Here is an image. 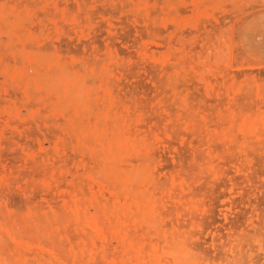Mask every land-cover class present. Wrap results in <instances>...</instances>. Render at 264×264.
Returning a JSON list of instances; mask_svg holds the SVG:
<instances>
[{
	"label": "rangeland",
	"instance_id": "rangeland-1",
	"mask_svg": "<svg viewBox=\"0 0 264 264\" xmlns=\"http://www.w3.org/2000/svg\"><path fill=\"white\" fill-rule=\"evenodd\" d=\"M197 261L264 264V0H0V264Z\"/></svg>",
	"mask_w": 264,
	"mask_h": 264
},
{
	"label": "bare ground",
	"instance_id": "bare-ground-1",
	"mask_svg": "<svg viewBox=\"0 0 264 264\" xmlns=\"http://www.w3.org/2000/svg\"><path fill=\"white\" fill-rule=\"evenodd\" d=\"M39 55H40V54H39ZM39 55H38V56H39ZM38 56H37V57H38ZM49 56H50V55H49ZM39 57H40V56H39ZM42 57H43V56H42ZM53 58H54V57H53ZM38 59H43V58L40 57V58H38ZM43 60H45V59H43ZM48 60H49V59H48ZM50 60H51V57H50ZM52 60H53V59H52ZM52 60H51V61H52ZM51 61H50V62H51ZM36 62H37V61H36ZM46 62H47V61H46ZM46 62L44 61L45 64H47ZM39 63H40V65H41V62H39ZM39 63H38V64H39ZM51 63H52V62H51ZM54 64H55V63H54ZM58 65H59V64H58ZM58 65H57V66H58ZM45 66H46V65H45ZM54 66H55V65H54ZM64 66H65V65H64ZM38 67H39V66H38ZM43 67H44V65H43ZM52 67H53V66H51L50 69H51ZM58 68H60V66H59ZM58 68H56V69H58ZM61 68H62V67H61ZM63 68H64V67H63ZM65 68H66V67H65ZM68 68H69V67H68ZM39 69H40V68H39ZM41 69H42V68H41ZM66 69H67V68H66ZM60 70H61V69H60ZM62 70H63V69H62ZM40 71H41V70H40ZM50 71H51V70H50ZM50 71H48V72H50ZM58 71H59V70H58ZM69 71H70V70H69ZM33 72H34V71H33ZM36 72H37V71H36ZM42 72H44V71H42ZM66 72H67V70H66ZM34 73H35V72H34ZM37 73H38V72H37ZM52 73H53V72H52ZM55 73H57V72H55ZM58 73H59V72H58ZM69 73H70V72H69ZM44 74H45V72H44ZM49 74H50V73H49ZM49 74H48V75H49ZM62 74H63V73H62ZM35 75H37V74H35ZM46 75H47V74H45L44 76L46 77V80H47V76H46ZM53 75H54V73H53ZM53 75H52V76H53ZM64 75H65V74H64ZM71 75H73V74L71 73ZM71 75H70V77H71ZM39 76H40V74H39ZM41 76H42V75H41ZM44 76H43V78H44ZM59 76H60V73H59ZM59 76H58V77H59ZM62 76H63V75H62ZM50 77H51V75H50ZM50 77H49V78H50ZM66 77H68V76L66 75ZM70 77H69V78H70ZM40 78H41V77H40ZM52 78H53V77H52ZM74 78H75V77H74ZM80 78H82V77H80ZM80 78H79V79H80ZM57 79H58V78H57ZM57 79H56V80H57ZM64 79H65V78H64ZM40 80H41V79H40ZM53 80H54V78H53ZM53 80H52V82H54ZM67 80H68V79H67ZM69 80H70V79H69ZM72 81H73V80H72ZM42 82H43V81H42ZM52 82H51V83H52ZM55 82H57V81H55ZM58 82H59V81H58ZM66 82H67V81H66ZM78 82H79V81H78ZM54 84H55V83H54ZM59 84H60V83H59ZM77 84H78V83H77ZM44 85H46V84H44ZM71 85H72V84H71ZM75 86H76V83H75ZM57 87H59V86H57ZM82 87H83V86H82ZM55 88H56V87H55ZM59 88H60V87H59ZM83 88H84V87H83ZM56 89H57V88H56ZM80 89H82V88H80ZM50 90H51V89H50ZM57 90H58V89H57ZM62 90H63V89H62ZM52 91H53V90H52ZM63 91H64V90H63ZM65 91H66V90H65ZM72 91H73V90H72ZM83 91H84V89H83ZM93 91H94V90H93ZM57 92H58V91H56V93H57ZM78 92H81V91L78 90ZM95 92H96V91H95ZM50 93H51V92H50ZM54 93H55V92H54ZM54 93L52 92V95H50V96H53V97H54V95H53ZM64 93H65V92H64ZM73 93H74V92H73ZM81 93L83 94V92H81ZM60 94H61V93H60ZM82 94H81V95H82ZM67 95H69V94L67 93ZM67 95H66V96H67ZM74 95H76V94L74 93ZM74 95H72V96L74 97ZM60 96H61V97H60V100H62V99H61V98H62V95H60ZM70 97H71V93H70ZM83 97H84V96H83ZM49 98H50V97H49ZM55 98H56V97H55ZM68 98H69V97H68ZM68 98H67V99H68ZM76 98H77V97H76ZM88 98H89V97H88ZM88 98H87V99H88ZM50 99H51V98H50ZM64 99L66 100L65 96H64ZM53 100H55V99H53ZM69 100H70V98L68 99V103H69V102H72L71 100H74V99L71 98V100H70V101H69ZM77 100H78V98H77ZM79 100H80V99H79ZM88 101H89V100H88ZM88 101L86 102V104H88ZM53 102H54V101H53ZM61 103H62V102H61ZM80 103H81V101H80L78 104H80ZM63 104H65V102H64ZM66 104H67V103H66ZM71 104H73V102H72ZM71 104H70V105H71ZM57 105H58V104H57ZM67 105L70 106L69 104H67ZM65 106H66V105H65ZM59 107H60V106H59ZM61 107H62V106H61ZM61 107H60V108H61ZM55 108H56V109H59V108H57V106H56ZM65 108H66V107H65ZM98 109H99V108H98ZM62 110H63V107H62ZM68 110H69V109H68ZM65 111H66V109H65ZM97 111H98V110H97ZM61 112H62V111H61ZM86 112H89V111H86ZM90 112L92 113V112H94V111L91 110ZM101 112H102V111H101ZM101 112H100V109H99V113H101ZM110 112H112V111H110ZM67 113H68V112H67ZM103 113H104V112H103ZM107 113H108V112H107ZM101 114H102V113H101ZM110 114H111V113H110ZM110 114H109V115H110ZM89 115H90V113H89ZM94 115H95V114H94ZM99 115H100V114H99ZM109 115H107V117H109ZM111 115H113V114H111ZM71 116H72V115H71ZM100 116H101V115H100ZM103 117H104V116H103ZM110 117H111V116H110ZM112 117H114V116H112ZM72 118H73V117H72ZM93 118H95V117H93ZM115 118H116V117H115ZM118 118H119V117H117V119H118ZM96 119H97V118H96ZM104 119H106V118H104ZM111 119H112V118H111ZM83 120H84V119H83ZM109 120H110V119H109ZM115 120H116V119H115ZM106 121H107V119L105 120V123H106ZM116 121H117V120H116ZM101 122H102V121H101ZM101 122H100V123H101ZM119 122H121V121H119ZM119 122H118V123H119ZM74 123H75V122H74ZM76 123H77V122H76ZM82 123H85V122H82ZM88 123H89V122H88ZM86 124H87V123H86ZM89 124H90V123H89ZM108 124H109V122H108ZM108 124H107V126H108ZM114 124H115V122H114ZM92 125H93V123H92ZM92 125H91V127H93ZM111 125H112V123H111ZM74 126H75V125H74ZM82 126H83V125H82ZM80 127H81V126H80ZM84 127H85V125H84ZM100 127H102V125H100ZM74 128H76V126H75ZM102 128H103V127H102ZM117 128H118V127H117ZM81 129H83V128H81ZM87 129H88V128H87ZM89 129H90V128H89ZM108 129H109V128H108ZM75 130H77V128H76ZM85 130H86V128H85ZM85 130H84V131H85ZM101 130H102V129H101ZM91 131H92V130H91ZM115 131H117V130L115 129ZM121 131H122V130H121ZM88 132H89V131H88ZM88 132H87V134H88ZM98 132H99V131H98ZM105 132H106V130H105ZM109 132H110V130H109ZM126 132H127V130H126ZM92 133H93V132H92ZM96 133H97V131H96ZM112 133H113V132H112ZM112 133H109V134H112ZM93 134H94V133H93ZM98 134H99V133H98ZM101 134H104V133H101ZM101 134H100V136H101ZM109 134L106 133V135H108V136H109ZM118 134H119V133H118ZM118 134H116L117 137L119 136ZM106 135H103V136H106ZM112 135L115 136V134H112ZM93 136H94V135H93ZM89 137H90V136H89ZM91 137H92V136H91ZM117 137H115V139H116ZM97 138H99V137H97ZM101 138H102V136H101ZM104 138H105V137H104ZM107 138L109 139V137H107ZM107 138H106V139H107ZM110 138H112V136H111ZM119 139L121 140L120 137H119ZM98 140L101 141L102 139H101V140L98 139ZM103 140H104V139H103ZM109 141H111V139H110ZM122 141H123V140H122ZM122 141H121V142H122ZM137 141H140V140H137ZM141 141H142V140H141ZM101 142H102V141H101ZM121 142H120V143H121ZM118 143H119V142H118ZM123 143H124V142H123ZM123 143H122V144H123ZM112 144H113V142H112ZM112 144H111V145H112ZM135 144H136V143H135ZM138 144L140 145L139 142H138ZM95 145H96V144H95ZM109 145H110V144H109ZM111 145H110V146H111ZM115 145H116V144H115ZM139 145H138V146H139ZM104 146H105V145H104ZM94 147H95V146H94ZM96 148H97V147H96ZM112 148H113V146H112ZM122 148H123V147H122ZM122 148L120 149V148H117V146H116V149H117V150L119 149V150H118L119 152H120V150H121V152H122ZM113 149H115V148H113ZM123 149H124V148H123ZM133 149H134V148H133ZM129 150H130V149H129ZM111 151L114 152V150H111ZM118 151H115L116 154H119V153H117ZM98 152H99V150H98ZM98 152H97V153H98ZM113 152H111V153L113 154ZM128 152H129V151H128ZM123 153H124V152H123ZM107 154H108V153H107ZM112 154H111V155H112ZM101 155H102V154H101ZM105 155H106V154H105ZM105 155H104V156H105ZM113 155H115V154H113ZM122 155H123V154H120L119 156L116 155V156L119 158V157L122 156ZM104 156H103V157H104ZM108 156H110V155L108 154ZM101 157H102V156H101ZM117 157L114 158V156H113V159L110 157V158L113 160V161H111V162H113V166H114V164H116V163H114V159L116 160ZM111 159H110V160H111ZM103 160H104V158H103ZM107 161H108V160H107ZM107 161H106V162H107ZM103 162H104V161H103ZM108 162H109L108 164L110 165L111 162H110V161H108ZM146 162H147V161H144V163H146ZM150 162H151V161H150ZM117 164H118V163H117ZM101 165H102V164H101ZM141 165H143V162H142ZM111 166H112V165H110V169L112 168ZM115 166H116V165H115ZM144 166H145V167H142V166L139 167V165L136 166V167L134 166V167H135L134 170L132 169V171H131L132 173H134V177L136 178V179H134V180H137V178H140L139 180H137V183H140V182H138V181H140L142 178L145 179V178L147 177L146 175H147V172H149V171H148L149 169L146 170V169H145V168H146V165H144ZM147 166H149V165H147ZM150 166H151V165H150ZM106 167H107V164H106ZM108 167H109V166H108ZM108 167H107V168H108ZM116 167H117V166H116ZM116 167H115V168H116ZM137 167H139V168H137ZM101 168H102V167H101ZM113 168H114V167H113ZM118 168H119V167H118ZM108 169H109V168H108ZM128 169H129V168H128ZM128 169H127V171H128ZM135 169H136V170H135ZM102 170H103V169H102ZM118 170H120V169H118ZM118 170H117V168H116V171H118ZM105 171H106V169H105ZM109 171H111V170H109ZM113 171H114V169H113ZM116 171H114L115 173H112V174L115 175V174H116ZM125 171H126V170H125ZM111 172H112V171H111ZM111 172H105V173H111ZM118 173H119V172H117L116 176H118ZM126 173H127V172H126ZM126 173H125V174H126ZM129 174H130V173H129ZM114 175H113V176H114ZM108 176H109V175H108ZM111 176H112V175H111ZM116 176H114V177H116ZM148 176H150V175L148 174ZM109 177H110V176H109ZM114 177H113V178H114ZM132 177H133V176H132ZM113 178H112V179H113ZM117 178H118V177H117ZM120 178H121V177H120ZM130 178H131V177H130ZM147 178H149V177H147ZM147 178H146L145 180H143V179H142V180H143L144 182H145V181L148 182V179H147ZM109 179H110V178H109ZM131 179H133V178H131ZM110 180H111V179H110ZM113 180H114V179H113ZM134 180H133V181H134ZM142 180H141V181H142ZM115 181H116V178H115ZM131 181H132V180H131ZM131 181H130V182H131ZM143 181H142V182H143ZM110 182H111V181H110ZM118 182H119V180H118ZM122 182H123V181H122ZM150 182H151V181H150ZM123 183H124V182H123ZM123 183H122V184H123ZM122 184H121V185H122ZM131 184H132V182H131ZM123 185H124V184H123ZM117 186H118V185H117ZM124 186H125V185H124ZM135 186H137V185H135ZM138 186H141V185L139 184ZM121 187H122V186H121ZM130 187H131V186H130ZM141 187H142V186H141ZM138 188H139V187H138ZM146 188H147V187H146ZM150 188H152V187H150ZM132 189L134 190V188H132ZM144 189H145V188H144ZM118 190H119V189H118ZM128 190H129V189H128ZM137 190H138V189H137ZM137 190H135V192H139V190H138V191H137ZM140 190H142V189H140ZM148 190H149V189H148ZM148 190H147V193H148ZM153 191H154V190H153ZM123 193H124V192H123ZM143 193H144V192H143ZM121 194H122V193H121ZM126 194H127V193H126ZM132 194H133V193H132ZM139 194H140V196H141V193H139ZM139 194H138V195L136 194V195L139 196ZM124 195H125V194H124ZM127 195H128V194H127ZM129 195H130V194H129ZM143 195H144V194H143ZM131 196H132V195H131ZM134 196H135V195H134ZM140 196H139V198L141 199ZM154 196H155V194H154ZM155 197H156V196H155ZM121 198H122V197H121ZM121 198H120V199H121ZM135 198H136V197H135ZM137 199H138V197H137ZM144 199H145V198H144ZM129 200H131V199L129 198ZM141 201H142V200H141ZM136 203L138 204V202H136ZM139 203H140V202H139ZM148 203H149V202H148ZM126 205H127V203H126ZM126 205H125V206H126ZM139 205H140V204H139ZM139 205H138V207L141 208L142 206H141V205L139 206ZM145 206H146V208H147L148 205H145ZM145 206H143V207H145ZM118 207H119V206H118ZM126 207H127V206H126ZM140 208H138L139 211H140ZM152 208H153V207H152ZM121 209H122V208H121ZM111 210H112V209H111ZM143 212H145V209H143ZM128 213H129V212H128ZM152 213H153V212H152ZM146 214H147V213H146ZM111 216H112V215H111ZM148 217H149V216H148ZM148 217H147V218H148ZM151 217H152V216H151ZM144 218H145V217H144ZM152 220H153V219H152ZM145 221H146V220H145ZM150 221H151V220H150ZM153 221H154V220H153ZM111 222H112V221H111ZM159 222H160V221H159ZM137 223H138V222H137ZM138 225H139V224H138ZM148 225H149V224H148ZM122 229H123V228H122ZM160 229H161V228H160ZM153 235H154V234H153ZM132 236H133V235H132ZM136 238H137V237H136ZM124 239H125V238H124ZM140 239H141V238H140ZM174 239H175V238H174ZM252 241H253V240H252ZM254 241H255V240H254ZM255 242H256V241H255ZM143 244H144V243H143ZM142 246H143V245H142ZM128 247H129V246H128ZM130 248H131V247H130ZM143 248H144V247H143ZM187 249H188V247H187ZM232 249H233V248H232ZM243 249H244V248H243ZM122 250H123V249H122ZM105 251H106V250H105ZM130 251H131V250H130ZM188 251H189V250H188ZM121 252H122V251H121ZM184 253H185V252H184ZM234 253H235V252H234ZM101 254H102V253H101ZM109 254H110V253H109ZM177 254H178V253H177ZM114 255H115V254H114ZM234 256H235V255H234ZM120 257H121V256H120ZM140 258H141V257H140ZM185 258H186V256H185ZM144 259H145V258H144ZM155 259H156V258H155ZM182 260H183V259H182ZM186 260H187V259H186ZM190 260H191V259H190ZM216 260H217V259H216ZM227 260H228V259H227ZM253 260H254V258H253ZM253 260H252V262H253ZM147 261H148V260H147ZM153 261H154V260H153ZM247 261H249V260H247ZM155 262H157V261H155ZM197 262H198V261H197ZM198 263H199V262H198ZM217 263H218V262H217ZM148 264H149V263H148ZM199 264H200V263H199ZM209 264H210V263H209ZM233 264H234V263H233Z\"/></svg>",
	"mask_w": 264,
	"mask_h": 264
}]
</instances>
